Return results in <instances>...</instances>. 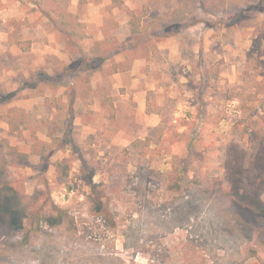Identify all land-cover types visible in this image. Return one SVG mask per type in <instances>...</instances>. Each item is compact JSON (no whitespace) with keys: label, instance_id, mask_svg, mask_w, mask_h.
<instances>
[{"label":"rangeland","instance_id":"obj_1","mask_svg":"<svg viewBox=\"0 0 264 264\" xmlns=\"http://www.w3.org/2000/svg\"><path fill=\"white\" fill-rule=\"evenodd\" d=\"M0 212V264H264V0H0Z\"/></svg>","mask_w":264,"mask_h":264},{"label":"trees","instance_id":"obj_2","mask_svg":"<svg viewBox=\"0 0 264 264\" xmlns=\"http://www.w3.org/2000/svg\"><path fill=\"white\" fill-rule=\"evenodd\" d=\"M131 31L133 34H137L140 32L139 22H135L134 20L131 22ZM8 205L12 207V211L10 212L8 216L12 219L14 223L19 222L21 218L20 211L22 208H20L18 201H13V202L11 201L10 203H8ZM96 207H98L97 209H100V211H104V209H106V207H104V205L102 204H97Z\"/></svg>","mask_w":264,"mask_h":264}]
</instances>
